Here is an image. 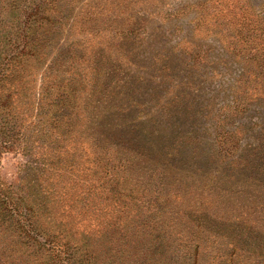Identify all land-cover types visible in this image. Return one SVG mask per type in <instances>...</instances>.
I'll return each mask as SVG.
<instances>
[{
  "label": "trees",
  "instance_id": "obj_1",
  "mask_svg": "<svg viewBox=\"0 0 264 264\" xmlns=\"http://www.w3.org/2000/svg\"><path fill=\"white\" fill-rule=\"evenodd\" d=\"M31 1L28 12L21 11L22 19L9 24L0 21V157L5 153L24 154L41 166L36 180L40 188L37 196L41 199L32 201L28 193H14L0 183V264H169V258L162 259L181 243L187 249L174 254L198 264L208 249L203 248L205 238L224 239L219 232H207L204 213L223 220L206 198H225L231 193L236 165L233 135L215 124L213 149L217 160L227 161L224 167L228 169L230 184L221 188L212 181L218 170L203 179L200 142L195 130L174 119L175 102L158 101L162 90L155 93L151 84L157 76L164 77L165 64H161L157 76L152 71L148 78L144 74L119 78L115 73L126 58L120 57L121 63L112 58L104 88L96 86V69L94 74L72 71L64 79L51 72L47 76L46 68L39 69V62L46 60L43 50L50 39H39L36 34H48L50 12L55 11L57 0ZM9 10H13V5ZM257 37L256 45L262 49L246 61L249 68L241 93L246 81L254 87L264 84V27L259 28ZM126 63L133 65L130 60ZM89 76L92 78L84 79ZM89 82L93 83L90 91L92 96L95 94L94 100L99 101L96 97L108 88L113 97L104 106L108 115L94 111V100L90 107L84 106L85 112L91 111L86 120L80 100L83 93L88 95ZM237 106L238 103L230 112L228 108V112L232 114ZM155 107L167 120H149L150 129L141 128L144 122L135 123L149 112L154 113ZM99 114L109 119L104 129L117 133L107 146H99L98 135L92 132ZM126 114L133 117L123 121ZM184 115L180 111V117ZM122 122L128 126L124 128ZM87 139L94 141L89 145L95 162L90 176L106 189L105 200L98 203H103L104 208L92 206L90 187L88 193L81 188L79 193L74 190L76 194L60 192L62 186L76 180L80 158L77 160L72 153L77 144ZM131 163H135L132 168ZM69 179L72 180L66 182ZM75 182L79 186L83 181ZM66 196L68 200H56ZM107 205L114 214L109 218L103 213ZM57 210L64 222L61 227L53 218ZM224 220L229 222L231 218ZM96 221L101 228L95 234L91 225ZM74 225H81V229L71 233ZM51 226L65 230L67 227L66 233L71 234L65 236ZM213 243L211 240V249L205 256L213 255L216 264L230 263L238 257V248L231 244L230 251L214 255Z\"/></svg>",
  "mask_w": 264,
  "mask_h": 264
},
{
  "label": "rangeland",
  "instance_id": "obj_2",
  "mask_svg": "<svg viewBox=\"0 0 264 264\" xmlns=\"http://www.w3.org/2000/svg\"><path fill=\"white\" fill-rule=\"evenodd\" d=\"M31 3V0H0V21L9 24L22 19L21 11L28 12ZM56 3L55 11L50 12L52 21L47 28L48 34H36L39 39H50L48 47L43 50L47 54L46 60L39 62V69L46 68L47 76L51 72L64 79L72 71L94 74L96 69L99 80L96 86L104 88V78L110 74L112 58H118V63H121L120 57L128 58L133 64L128 66V60L124 59L122 67H118L120 71L115 73L119 78L142 74L148 78L152 71L157 76L159 67L165 64L164 77L157 76L151 84L156 88L155 93L162 90L158 101L160 104L175 102L172 103L177 108L174 119L177 123L186 124L185 128L189 125L195 130L200 142L203 179H208L209 174L218 170L212 181H217L221 188L230 184L227 182L228 169L224 167L227 161L215 157L212 140L216 134L215 124L219 123L224 132L233 135L236 165L232 172L231 193L225 198H206V202L214 204V210L223 220L217 221L204 213L207 232H219L224 239L207 237L203 248L211 249L213 240V248L216 249L213 254L217 256L225 250L230 251L231 244L238 248L235 254L238 257L226 264H264V84L254 87L246 81L245 90L241 93L245 71L249 68L246 61L262 49L256 44H259L258 30L264 27V0H57ZM7 4L13 5V10L10 11ZM92 86V82L87 83L88 95L83 93L80 100L86 120H89L91 111L85 112L84 106L90 107L92 103H89L95 97L90 91ZM112 97L110 88L105 89L96 97L99 101L94 100L93 104L97 105L94 111L108 115L104 106ZM237 103L236 110L230 114ZM178 109L185 115L180 117ZM101 114L100 121L91 128L98 135V145L107 146L117 133L104 129L109 119L102 118ZM162 114L155 107L154 113L149 112L147 117H141L142 120L135 123L144 122L141 128L150 129L149 120H167ZM126 115L123 121L133 117L132 114ZM122 126L126 128L128 124L122 122ZM93 142L83 140L72 153L77 160L80 158L75 181H83L81 184L84 186H76L73 181L62 186L60 192L76 194L74 190L79 193L81 188L88 193L90 187L92 206L104 208L103 203L98 204L105 200L104 184L90 176V172L95 170L94 156H91L94 150L91 151L89 146ZM134 164L131 163L130 168ZM58 165L60 167V162ZM38 167L41 166L24 154L5 153L0 157V183L14 193L19 194L21 190L28 193L32 201L40 200L36 181L40 176ZM68 198L56 200L61 202ZM103 213L106 218L114 215L108 205ZM53 218L59 227L64 223L58 210ZM226 218L231 220L226 222ZM100 226H97V221L92 223V232L96 234ZM51 227L65 236L81 229V225H74L71 233H66L67 227L66 230ZM178 245H174L172 253L162 260L169 258V264H190L184 257L174 254L177 251L180 255L178 250L184 252L187 249L184 243ZM208 249L198 264L218 262L213 255L205 256Z\"/></svg>",
  "mask_w": 264,
  "mask_h": 264
}]
</instances>
